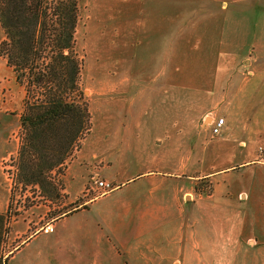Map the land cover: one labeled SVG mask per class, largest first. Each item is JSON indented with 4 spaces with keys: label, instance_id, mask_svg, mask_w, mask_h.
<instances>
[{
    "label": "crops",
    "instance_id": "crops-1",
    "mask_svg": "<svg viewBox=\"0 0 264 264\" xmlns=\"http://www.w3.org/2000/svg\"><path fill=\"white\" fill-rule=\"evenodd\" d=\"M259 13L248 28L255 53L218 86L196 98L161 80L122 87L106 134L93 131L92 114L111 109L93 106L91 129L59 175L61 193L75 200L96 179L112 187L29 234L27 215L7 214L3 163L13 154L2 137L12 122L0 116V264H264V7ZM208 116L224 118L216 136ZM206 133L221 143L213 169L193 144ZM202 178L211 191L195 195ZM4 235L27 237L1 253Z\"/></svg>",
    "mask_w": 264,
    "mask_h": 264
},
{
    "label": "rangeland",
    "instance_id": "rangeland-1",
    "mask_svg": "<svg viewBox=\"0 0 264 264\" xmlns=\"http://www.w3.org/2000/svg\"><path fill=\"white\" fill-rule=\"evenodd\" d=\"M222 1L79 0L75 29V47L81 62L79 83L90 112L93 106L102 103L111 109L92 114V128L97 135L115 128L118 118L112 107L118 103L122 87L154 86L161 80L163 85L176 86L177 91H192L196 98L204 87H216L222 79L243 69L241 58H249L255 53L248 29L254 22L251 16L260 15L264 0H224L226 5L221 6ZM1 37L3 30L0 27ZM160 70L172 76L155 77ZM14 77V72L1 57L0 116L12 122L5 129V138L2 137V149L4 154L12 152L11 159L16 157L21 143L20 114L25 94ZM195 102L199 106L203 101L195 99ZM196 110H193L194 115ZM193 144L195 150L205 154L201 162L205 169H213L222 163L219 160L223 158L217 156L221 143L210 134ZM69 159L70 156L60 166L58 175L56 169L52 172L57 180L55 189L47 185L46 193L39 185L13 184L16 159L3 163L12 195L11 212L27 215L28 234L45 228L57 213L103 193L95 184L94 188L85 190L83 196L65 200L59 175L64 172ZM210 191L211 183L207 178L198 180L195 195ZM47 193L50 200L45 196ZM5 235L1 253L11 250L27 237L23 235L7 241Z\"/></svg>",
    "mask_w": 264,
    "mask_h": 264
},
{
    "label": "trees",
    "instance_id": "trees-1",
    "mask_svg": "<svg viewBox=\"0 0 264 264\" xmlns=\"http://www.w3.org/2000/svg\"><path fill=\"white\" fill-rule=\"evenodd\" d=\"M79 0H0V56L24 89L16 181L55 189L59 168L91 129L75 47ZM52 174V175H50ZM47 199L50 197L47 193ZM10 195L7 214L11 208ZM76 207L57 213L63 216Z\"/></svg>",
    "mask_w": 264,
    "mask_h": 264
},
{
    "label": "built area",
    "instance_id": "built-area-1",
    "mask_svg": "<svg viewBox=\"0 0 264 264\" xmlns=\"http://www.w3.org/2000/svg\"><path fill=\"white\" fill-rule=\"evenodd\" d=\"M210 118L209 121V126H210V132L212 136H216L221 132V129L224 125V118L223 117H218V116H208ZM96 188L102 190V192L107 191L108 189L111 188L110 182H106L104 180H95Z\"/></svg>",
    "mask_w": 264,
    "mask_h": 264
}]
</instances>
